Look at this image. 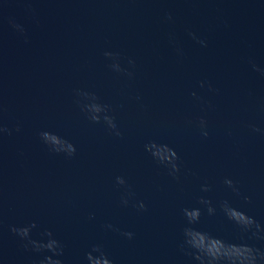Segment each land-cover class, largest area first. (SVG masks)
I'll return each instance as SVG.
<instances>
[{"label":"water","instance_id":"obj_1","mask_svg":"<svg viewBox=\"0 0 264 264\" xmlns=\"http://www.w3.org/2000/svg\"><path fill=\"white\" fill-rule=\"evenodd\" d=\"M105 51L119 53L122 67L134 60L133 78L111 71ZM249 60L264 69V0H0V119L13 129L0 137V264L40 258L9 231L32 222L34 239L48 229L64 245L63 264H84L95 244L113 264H196L178 248L187 226L181 210L201 208L193 227L241 242L222 200L264 226V76ZM75 89L111 106L122 136L91 123ZM40 131L71 141L76 154L50 153ZM153 140L180 157L178 180L144 150ZM117 176L134 193L127 206ZM201 196L215 215L197 204ZM140 201L146 210L133 207ZM127 231L131 240L120 235Z\"/></svg>","mask_w":264,"mask_h":264},{"label":"clouds","instance_id":"obj_2","mask_svg":"<svg viewBox=\"0 0 264 264\" xmlns=\"http://www.w3.org/2000/svg\"><path fill=\"white\" fill-rule=\"evenodd\" d=\"M171 18L170 14L165 17L166 20H171ZM8 23L13 29L23 34L24 29L19 24H16L12 18H9ZM188 35L202 47L207 46L206 41L197 37L194 32L189 31ZM176 51L178 55H183L181 49H176ZM103 55L110 61L107 67L111 71L122 74L129 79L133 78L134 71L130 69L135 68L134 60L128 58V67H122L119 53L105 51ZM249 63L254 71L260 72L261 75L264 76V69L259 68L251 60H249ZM204 86L205 82L201 81L200 87L203 88ZM207 88L210 92L216 91L210 83L207 85ZM73 94L75 97L74 102L91 123H102L110 135L116 137L122 136V133L116 124L115 116L110 114L113 112L111 106L101 103L99 97L93 92L75 89ZM191 95L197 100L201 99L195 92H192ZM134 99L139 101L140 97L136 96ZM212 107L211 104H208L206 108L202 109V111L206 112ZM3 111V107L0 106V114H2ZM197 126L200 130V135L206 138L209 133L206 130L207 120L205 116H200L198 118ZM250 127L253 132L262 131L254 125H250ZM14 130L19 132V125H17ZM12 131L13 129L6 127L3 124L2 119H0V137L4 134L11 135ZM38 136L50 153L56 155L62 154L66 159H70L76 154V146L71 141L54 132L40 131ZM144 150L152 157L157 165L163 166L167 170L169 176L177 180L179 179V173L181 170L180 157L173 148L169 147L168 144L157 143L153 140L144 145ZM223 183L231 189L237 197L241 196V193L233 180L225 178ZM115 184L124 188L120 203L123 206H127L131 198L134 196V193L130 191V186L127 185L125 178L122 176H117L115 178ZM200 190L202 192H208L210 191V186L202 184ZM242 199L246 203L250 202V197L248 196H243ZM197 204L203 206L208 216L216 214L217 209L213 206L210 199H206L203 196L198 197ZM133 207H136L138 210H146L143 201L133 204ZM218 207L227 220L232 222L239 230L241 234L239 239L241 242L226 241L218 236H213L208 232L193 227V225L200 222L202 215L201 208H183L181 212L187 226L182 229L183 239L178 245L180 252L190 257L196 262V264H264V247H256L243 242L245 236H247L248 240L264 241V226L253 217L231 206L227 200L220 201ZM92 218L93 217L90 214L89 219ZM36 227V223L32 222L22 226H9V231L19 239L21 247L25 251H30L40 257L34 262V264H63L60 257L64 254V245L56 239L53 232L48 229L39 233V239H34L31 233ZM104 227L113 231H119V229L114 228L111 224L104 225ZM120 235L131 240L134 233L127 231L121 232ZM84 264H113V261L108 257L102 245L95 244L84 254Z\"/></svg>","mask_w":264,"mask_h":264}]
</instances>
